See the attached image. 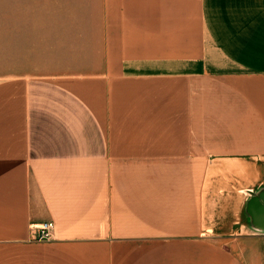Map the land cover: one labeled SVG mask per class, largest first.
I'll use <instances>...</instances> for the list:
<instances>
[{
    "label": "crops",
    "instance_id": "1",
    "mask_svg": "<svg viewBox=\"0 0 264 264\" xmlns=\"http://www.w3.org/2000/svg\"><path fill=\"white\" fill-rule=\"evenodd\" d=\"M20 2L0 264H264V0Z\"/></svg>",
    "mask_w": 264,
    "mask_h": 264
},
{
    "label": "rangeland",
    "instance_id": "2",
    "mask_svg": "<svg viewBox=\"0 0 264 264\" xmlns=\"http://www.w3.org/2000/svg\"><path fill=\"white\" fill-rule=\"evenodd\" d=\"M21 10L23 12V2L20 0H0V56L3 55L5 62L2 64L5 65H7L6 63L10 64L11 57L10 18L18 17Z\"/></svg>",
    "mask_w": 264,
    "mask_h": 264
},
{
    "label": "built area",
    "instance_id": "3",
    "mask_svg": "<svg viewBox=\"0 0 264 264\" xmlns=\"http://www.w3.org/2000/svg\"><path fill=\"white\" fill-rule=\"evenodd\" d=\"M53 229L54 224L52 222L39 224L37 227L32 228V239L37 242L49 240L52 237Z\"/></svg>",
    "mask_w": 264,
    "mask_h": 264
}]
</instances>
